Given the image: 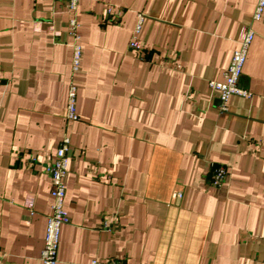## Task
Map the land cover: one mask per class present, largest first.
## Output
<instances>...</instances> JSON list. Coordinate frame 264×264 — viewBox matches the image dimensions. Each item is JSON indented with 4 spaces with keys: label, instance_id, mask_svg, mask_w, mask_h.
Listing matches in <instances>:
<instances>
[{
    "label": "crops",
    "instance_id": "obj_1",
    "mask_svg": "<svg viewBox=\"0 0 264 264\" xmlns=\"http://www.w3.org/2000/svg\"><path fill=\"white\" fill-rule=\"evenodd\" d=\"M258 0H0V264H41L69 136L57 264H264V20ZM112 12L109 13L108 9ZM144 14L140 48L129 43ZM252 27L229 110L221 81ZM79 120L66 117L71 81ZM211 163L229 178L210 184ZM181 192L182 196L173 197Z\"/></svg>",
    "mask_w": 264,
    "mask_h": 264
},
{
    "label": "built area",
    "instance_id": "obj_2",
    "mask_svg": "<svg viewBox=\"0 0 264 264\" xmlns=\"http://www.w3.org/2000/svg\"><path fill=\"white\" fill-rule=\"evenodd\" d=\"M80 0H66V11L70 14L69 33L73 38V55L71 70L74 77L80 72L83 61V46L81 43L80 23L78 21V7ZM111 13L112 9L109 8ZM144 14L138 15L129 48L138 50L140 48V34L142 32ZM254 21L264 20V0H258L253 13ZM255 38V31L252 27H246L240 43V46L234 51L231 62L224 72V78L221 81L210 80L209 86L213 91L218 92L219 105L218 108L222 112L229 110V102L233 96H241L251 98L253 92L241 85V76L243 68L247 60L249 48ZM78 86L74 80L71 81L68 91L67 112L66 117L69 120H79L80 115L77 109ZM70 137L64 136L61 140L54 160L47 165V170L51 175L53 198L51 209L52 212L48 216L47 228L44 246L41 252V264H57L60 247L61 229L63 224L68 220V211L66 209L67 185L66 177L68 174ZM210 184L214 187H222L229 178V169L225 164L211 163L210 168ZM182 196L181 192L173 194V197ZM91 264H121L119 261H100L95 259Z\"/></svg>",
    "mask_w": 264,
    "mask_h": 264
}]
</instances>
